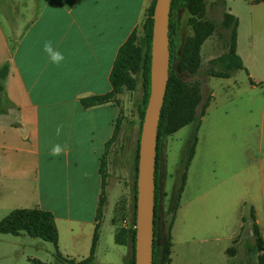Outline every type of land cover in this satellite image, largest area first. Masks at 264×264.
Segmentation results:
<instances>
[{
  "label": "crops",
  "instance_id": "crops-1",
  "mask_svg": "<svg viewBox=\"0 0 264 264\" xmlns=\"http://www.w3.org/2000/svg\"><path fill=\"white\" fill-rule=\"evenodd\" d=\"M152 1L0 0V68L7 65L0 93V220L14 209H42L51 212L57 233L55 246L24 232L0 231V264H64L56 263V250L74 262L91 255L92 264H129V240L119 244L115 239L126 228L118 218L121 199L114 204L107 248L125 246L126 253L118 259L103 252L99 260L112 162L102 163L129 90L88 106L81 99L111 91L118 49L132 33L142 35ZM222 1L237 20L235 49L245 78L223 83L225 95L218 100L212 93L182 192L199 183L203 203L246 210L250 233L253 209L264 242V0ZM49 40L64 54L59 66L43 51ZM203 136L208 154L198 173L194 163ZM55 144L67 145V152L49 155ZM239 236H229L241 249L231 254L232 260L237 256V264H251L248 254L242 258L246 240ZM173 240L172 234L171 249ZM28 249L44 250L45 256Z\"/></svg>",
  "mask_w": 264,
  "mask_h": 264
},
{
  "label": "rangeland",
  "instance_id": "rangeland-1",
  "mask_svg": "<svg viewBox=\"0 0 264 264\" xmlns=\"http://www.w3.org/2000/svg\"><path fill=\"white\" fill-rule=\"evenodd\" d=\"M205 2L206 16L214 23L215 27L212 34L201 44L200 64L195 74H190L187 71H177L178 55L182 43L185 37L191 34V28L188 24L190 15L185 9L178 13L177 32L174 37L176 47L173 68L185 81L197 84L199 89L200 97L195 107L196 114H199L202 110L206 111L213 92L216 100H218V96L225 95L222 92V86L227 80L245 78L244 72L241 69H233L225 56L228 53L227 43L229 35V29L224 27V14L227 7L224 6L222 0H205ZM230 6H233V3ZM143 36L144 34L142 33V35L137 37L136 43L144 51L145 42L142 41ZM135 78V88L127 92L128 103L126 109L122 111L123 115L120 118L117 136L106 149L103 158L104 167L110 162L112 164L109 168V177H107L109 181V198L106 214L103 217V247L100 249V262L103 260V252L118 259H121L122 253H126L125 246L118 245L115 250H111L108 244L109 250L107 248V240L109 235L108 226L114 215L115 202L121 199L118 205V218L130 221L132 219L136 173L134 160L140 127L138 107L141 105L143 95L141 73L137 74ZM197 124L198 120L184 125L159 142L156 226V246L158 251H160L167 239L169 226L175 215L176 206L179 203L171 229V235L173 234L174 240L170 264H237V256L233 263L234 260H232L231 254H234L236 250L241 253V249L234 247L229 239V236L237 234H240L239 237H242L243 243L246 240L245 247L242 248V258H245L248 254L249 262L254 264V238L249 231V218H247L248 212L246 210L228 211L218 206L216 201L211 200L203 203L199 183L190 186L187 192L185 190L182 194L180 192L194 137L195 135L198 137ZM207 154L208 148L203 136L200 138V143L197 147V163L196 161L194 163L198 173L201 161L204 160ZM242 217H245L244 221H242ZM241 224H244L243 228ZM28 251L38 256H45L44 250L35 251V249H28Z\"/></svg>",
  "mask_w": 264,
  "mask_h": 264
},
{
  "label": "trees",
  "instance_id": "trees-1",
  "mask_svg": "<svg viewBox=\"0 0 264 264\" xmlns=\"http://www.w3.org/2000/svg\"><path fill=\"white\" fill-rule=\"evenodd\" d=\"M155 0L152 1L148 9L145 22L143 24V40L145 42V50L136 43V35L132 33L128 39L119 47L116 54L113 69L110 73V82L112 89L109 93L102 96H95L90 98L81 99L83 105H92L96 102H105L114 100L116 95L119 94L123 88L133 90L136 85L135 76L141 73L142 77V102L138 107L139 117V136L137 141V150L134 160L135 167V182H134V203L132 207L131 223L135 224L136 217V179H137V164H138V146L139 137L141 132V125L144 116V111L149 96V80H150V45L152 37L153 26V8ZM187 10L189 13L188 24L191 28V34L187 35L182 43L180 53L178 55V72L187 71L190 74H195L200 64V47L203 41L214 31V23L206 16V2L205 0H171L169 12V49H170V65L169 77L167 81L166 91L164 95L163 104L160 111V118L157 128V143H156V157H155V197H154V242H153V264H167L170 262L171 252V235L170 229L174 217L169 226L167 239L162 245L160 251L156 246V226H157V159H158V146L159 142L172 134L180 127L191 124L198 120L197 130L199 127L200 118L205 113L204 110L196 114L195 107L199 101V89L197 84L189 83L183 79L181 75L173 68V60L175 59L176 41L174 37L177 32V17L181 10ZM236 26L237 20L234 16L225 12L224 14V27L229 29L228 35V53L225 55L228 59L229 65L237 70L243 69L240 58L236 54ZM7 73V65L0 68V93L3 90V82ZM220 76V75H219ZM227 76V75H225ZM121 118V117H120ZM120 118L117 119L114 133L110 140L106 143V149L110 143L116 138ZM196 143V135L192 145L186 168L191 160ZM104 165V163H102ZM183 174V181L181 190H183L185 182V172ZM104 185V183H103ZM105 201L104 192L99 200V212ZM179 203L176 206L178 207ZM176 213V210L174 214ZM250 218L252 220L251 235L254 238V253L258 264H264V242L260 236L258 226L255 222V215L251 209ZM0 231L4 233L20 234L24 232L33 237H39L44 241L53 243L56 246V228L53 221L51 212L42 209H14L5 217L0 220ZM95 237L92 244V251L95 245ZM116 242L125 244L129 240L131 244V257L129 264H134V243H135V228H120L115 236ZM160 253V254H159ZM56 260L58 263L64 264H92V256L79 262L63 259L59 252L56 250Z\"/></svg>",
  "mask_w": 264,
  "mask_h": 264
},
{
  "label": "water",
  "instance_id": "water-1",
  "mask_svg": "<svg viewBox=\"0 0 264 264\" xmlns=\"http://www.w3.org/2000/svg\"><path fill=\"white\" fill-rule=\"evenodd\" d=\"M171 0H155L150 45L149 96L141 125L136 179L134 264H153L157 128L169 77Z\"/></svg>",
  "mask_w": 264,
  "mask_h": 264
},
{
  "label": "clouds",
  "instance_id": "clouds-1",
  "mask_svg": "<svg viewBox=\"0 0 264 264\" xmlns=\"http://www.w3.org/2000/svg\"><path fill=\"white\" fill-rule=\"evenodd\" d=\"M43 51L47 55L49 62L59 66L64 60V54L59 51L57 47H54L52 41H45L43 44ZM61 133V126L56 128V135H60ZM68 150L67 145L55 144L52 146L49 155L54 157H59L62 154H65Z\"/></svg>",
  "mask_w": 264,
  "mask_h": 264
},
{
  "label": "built area",
  "instance_id": "built-area-1",
  "mask_svg": "<svg viewBox=\"0 0 264 264\" xmlns=\"http://www.w3.org/2000/svg\"><path fill=\"white\" fill-rule=\"evenodd\" d=\"M123 223H124V226H125L126 228L130 227V228L133 229V228L136 227L135 224L131 223L130 220H126V219H124Z\"/></svg>",
  "mask_w": 264,
  "mask_h": 264
}]
</instances>
